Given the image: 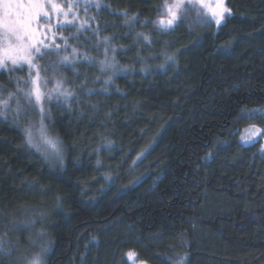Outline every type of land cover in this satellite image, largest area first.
<instances>
[{
	"label": "trees",
	"instance_id": "1",
	"mask_svg": "<svg viewBox=\"0 0 264 264\" xmlns=\"http://www.w3.org/2000/svg\"><path fill=\"white\" fill-rule=\"evenodd\" d=\"M166 2L89 0L85 29L47 32L96 61L107 47L98 41L112 38L114 67L78 63L77 76L50 53L75 94L49 103L63 165L0 116V238L11 242L0 264L42 250L45 264H134L128 253L146 264L185 255L187 264H264V133L243 135L263 131L264 119L241 116L264 108V0H227L232 15L220 27L187 9L168 32L152 23ZM124 10L140 22L123 26ZM3 75V87L29 78ZM19 221L34 223L14 229Z\"/></svg>",
	"mask_w": 264,
	"mask_h": 264
},
{
	"label": "snow or ice",
	"instance_id": "2",
	"mask_svg": "<svg viewBox=\"0 0 264 264\" xmlns=\"http://www.w3.org/2000/svg\"><path fill=\"white\" fill-rule=\"evenodd\" d=\"M185 3L188 4V7L194 10L197 8L206 10V14L203 18L199 16L197 17V23L214 22L217 27H220L225 22V16L232 15L230 9L224 6V0H215L214 8L207 4L205 0H172L171 3H166L164 5L165 16L152 21V23L155 24L160 30L165 32L174 30L180 20L184 18ZM51 6L58 14L63 12V8L61 6L56 4H52ZM90 6L97 8L111 7L110 5L97 3V0H91ZM43 9L44 5L41 4L39 0H0V39L8 41V47L4 50V56H6V59L11 61V64L13 65V69H8L5 60L0 59V71L15 70L16 67L22 68L23 66H27L29 68V78L24 80L23 83L30 84L31 87H29L27 90L18 87L16 93L9 94V99H15L17 94H19L24 99V101H26V105L28 107L39 108V126L37 127L36 124L29 123L27 125H23L20 128L24 136L25 144L30 148L41 151L45 158L59 160L61 165H63L62 142L59 141L58 138H53L49 135L48 127L44 121L50 116V112L44 109L43 104L45 102L59 103V98L61 97L65 102H67L69 99H73L75 94L64 87V85L67 83V81L64 79L57 80L55 87L48 90L47 93L41 92L40 90L39 85L42 79L40 76L41 69L46 72L49 68H53V65H37L35 60L43 59L46 53H59L62 50L61 46L55 45L54 42L57 38L62 40L65 39L62 36L56 37L53 35L51 37L53 41L52 46L44 43V41L48 39L46 33L50 31V26L44 25L42 26L44 30L40 31L39 29L41 26L39 25L38 21L41 16L44 18H50V13L44 11ZM70 11L71 10L69 9V13ZM113 14L116 13L113 12ZM119 15L125 17L123 26L132 27L137 22H140L139 13L129 15L127 10H124L121 11ZM66 23L72 24L74 21H67ZM147 23L148 21H143L141 22V26H146ZM34 24L36 25L35 27ZM82 27H84V25H82ZM136 38L138 40L145 41L148 46H151L153 43L150 36L143 32H137ZM111 39L112 38L110 37H104L98 41L96 45V47L107 45L103 53L105 57L103 61H96L95 59L90 58L84 53H80L75 48H73V57H83V59H70L68 56H63L58 58L57 63L61 66L69 68L77 76L80 75V73L75 72V65L78 63L90 65H95L98 63L100 64L99 70L101 72H106L110 68L114 67V64L110 61L108 56L109 52L116 51V49L111 46ZM68 47H70V45L67 43L63 45V49H67ZM171 59V56H165L166 61ZM112 60H114V57ZM160 67H164V65H160ZM54 71H58V69H54ZM32 72H35L34 76L31 75ZM17 79L20 80V78ZM43 82L45 84L49 83L50 79H44ZM105 84H107V81H105ZM100 91H104V89H101ZM87 94L91 95L93 93L92 91H89ZM53 96H55V100H53ZM67 106L71 107L70 104ZM0 107L9 109L11 106L7 101H3L0 102ZM14 111L17 117L14 123L19 126L20 118L27 116V107L17 102ZM2 115H4V113H0V116ZM241 116L247 118L260 116L262 119H264V110L252 109L250 111H243ZM245 131L249 132L253 136V139H255L256 134L262 133V130L256 128L254 125ZM247 142L251 143L252 141ZM107 143L109 146L112 145L111 141H108ZM99 164L100 161L97 160V165ZM25 223H34V221L13 222L12 226L14 229H19V227ZM10 244V241L0 238V253H7ZM42 255L43 250L41 253L36 254L31 259H28L26 264H43ZM128 255L134 258L133 253H128ZM165 260L167 264H172L170 258L165 257ZM187 260V255L179 257L176 261V264H187Z\"/></svg>",
	"mask_w": 264,
	"mask_h": 264
},
{
	"label": "rangeland",
	"instance_id": "3",
	"mask_svg": "<svg viewBox=\"0 0 264 264\" xmlns=\"http://www.w3.org/2000/svg\"><path fill=\"white\" fill-rule=\"evenodd\" d=\"M167 2L166 3H171L172 0H166ZM39 2L41 4L44 5V11L46 12H49L50 13V18H44L43 16H41L39 18V25L41 26L40 27V31H43V27L44 25H47L48 22H50V29L52 27H54L55 31L58 29V28H61V25L62 26H67L68 23H66L67 21H74V23L70 24V25H75V27H77V31H79L80 29H85L86 26H88V23L86 21L83 20V18L85 17V15H87V13L89 14L90 10L88 9L89 8V0L86 1V0H39ZM205 2L207 4H209L211 7H215V0H205ZM165 3V4H166ZM52 4H56V5H59L63 8V12L61 13H57L53 8H52ZM224 6L227 7V0H224ZM187 7V8H186ZM185 13H187V9H191L190 7H188V4L185 3ZM69 9L71 10L70 13H69ZM201 10V14H203V16H205L204 13L206 10ZM197 11H198V8H197ZM84 15V16H83ZM196 16V15H195ZM59 24V25H58ZM82 25H84V27H82ZM36 25L34 24V27ZM69 27H72L73 26H69ZM71 32V30L69 31ZM48 36L50 34L46 33ZM62 34V33H61ZM55 35L56 37H61L62 35ZM53 35H51L50 37H52ZM46 41V42H45ZM44 43H47L49 46H52L53 44V41L52 39H47L45 40ZM59 42H62V52H59L58 54H56L55 56L56 57H63V56H68L70 58V56L73 55V53L71 52V50L73 48H75L76 46L74 45L73 41H71V44L73 45L71 48L68 47L67 49H63V45L66 43V39H63L61 41V39H56L55 40V45H59ZM8 47V41L6 40H3V39H0V59H4L5 62L7 63V68L8 69H13V65L11 64V61L7 60L6 59V56H4V50L7 49ZM60 53H63L62 55ZM34 55V54H33ZM35 63L37 65H45L47 66L48 64H51L53 63V55H51L50 53H46L44 58L43 59H38V60H35ZM60 66V64H59ZM50 70V75H44V70L41 69L40 71V76H41V82H40V90L41 92H44V93H47L48 90L50 89H53L55 87V84H56V81L57 80H60V79H63L62 76H60V73L58 71H53L51 68H49ZM58 69V68H57ZM4 74H6V76L9 78L11 77L15 82L17 81L16 78H21L22 77H25L26 75L29 76V68L27 66H23L22 68L21 67H16L15 70H3V71H0V81H3L4 80ZM32 76L35 75V72H32L31 73ZM49 77V78H48ZM44 79H50V82L49 83H44ZM25 84V83H24ZM5 85V87H3L1 84H0V102H3V101H7L9 104H10V108L9 109H5L3 107H0V112L4 113L5 115L8 114L10 117H12L14 120L17 119L16 115H15V111L14 109L16 108V105H17V102H19L20 104L22 105H25L27 107V116L26 117H21L20 118V127H22L23 125H27L29 123H32V124H36L37 127L39 126V120H40V111H39V108H31V107H28L26 105V101H24V99L19 95L17 94L16 98L15 99H9V94L10 93H16L17 92V88L18 87H12L11 85H13L12 83L7 84H3ZM6 85L10 86L9 89H6ZM16 86V85H15ZM20 86V85H19ZM29 87H31L30 84H25V87L24 89L27 90ZM65 88H67L69 90V87L67 84L64 85ZM21 88V87H19ZM55 96H53V100H55ZM63 98H59V102L62 101ZM64 101V100H63ZM50 102H45L43 104V107L45 110H47L49 112V108H50V105H49ZM55 103V102H53ZM257 109H261V110H264V108H257ZM252 110V109H250ZM250 110H246V111H250ZM7 115V116H8ZM6 116V117H7ZM257 117V116H256ZM48 119H45L44 123L47 125L48 127ZM250 127H247V129H249ZM48 132H49V135L53 138H58L56 137L53 132H50L49 130V127H48ZM262 133H264V130L262 131ZM244 136H250L251 134L247 131H244L243 133ZM259 135L256 134L255 137H258ZM59 141H61L60 138H58ZM63 147V146H62ZM64 148H62V151H63ZM50 162H52L53 160L54 161H57V162H60L59 160H55V159H48ZM39 254V253H37ZM134 254V253H133ZM36 255V254H35ZM44 254L42 255V260H43V264H45L44 260H45V257H43ZM130 259L132 260V262L134 264H146L145 262H140L138 261L136 255L134 254V258L133 257H130Z\"/></svg>",
	"mask_w": 264,
	"mask_h": 264
},
{
	"label": "clouds",
	"instance_id": "4",
	"mask_svg": "<svg viewBox=\"0 0 264 264\" xmlns=\"http://www.w3.org/2000/svg\"><path fill=\"white\" fill-rule=\"evenodd\" d=\"M172 59H174V57H172Z\"/></svg>",
	"mask_w": 264,
	"mask_h": 264
}]
</instances>
